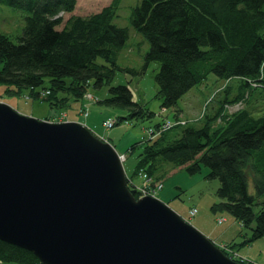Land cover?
Masks as SVG:
<instances>
[{"label": "trees", "instance_id": "obj_1", "mask_svg": "<svg viewBox=\"0 0 264 264\" xmlns=\"http://www.w3.org/2000/svg\"><path fill=\"white\" fill-rule=\"evenodd\" d=\"M120 3L111 0L99 11L81 15L72 13L77 0H0L27 13L15 41L0 33V84L11 95L27 89L51 110L64 111L90 93L93 102L127 110L113 125L151 117L153 112L134 98L128 83L111 84L118 70L138 73L116 63L129 36L127 27L114 23ZM130 22L149 43L143 70L159 63L155 96L160 106L175 109L173 124H155L143 142L133 175L143 171L153 181L167 165L190 173L205 165L206 177L219 181L221 201L210 210L230 214L250 231L242 244L264 237V113L256 115L260 110L248 104L255 89L264 90V0H140ZM210 73L238 84L225 87L213 109L192 122L181 120L178 100ZM46 78L49 84L43 86ZM90 88L107 92L101 98ZM238 103L237 110L227 111ZM86 106L80 113L87 116ZM250 180L254 193L248 191ZM224 245L228 250L220 249L226 255L252 264L233 256L234 243ZM8 263L41 264L31 251L0 239V264Z\"/></svg>", "mask_w": 264, "mask_h": 264}, {"label": "water", "instance_id": "obj_2", "mask_svg": "<svg viewBox=\"0 0 264 264\" xmlns=\"http://www.w3.org/2000/svg\"><path fill=\"white\" fill-rule=\"evenodd\" d=\"M84 124L0 102V239L41 264H241L155 196Z\"/></svg>", "mask_w": 264, "mask_h": 264}, {"label": "rangeland", "instance_id": "obj_3", "mask_svg": "<svg viewBox=\"0 0 264 264\" xmlns=\"http://www.w3.org/2000/svg\"><path fill=\"white\" fill-rule=\"evenodd\" d=\"M139 1L121 0L117 16L114 18L116 25L129 29L128 39L119 52L116 63L121 68L136 69L138 73L131 74L118 70L111 84L128 83L134 92V98L145 102L149 110L153 112L151 117L122 120L111 128H106V120L113 121L119 117H125L127 110L102 102H93L96 98L91 97L90 93L85 94L82 101H72L64 111L51 110L47 102L33 100L27 89H23L19 95H11L6 92V85L4 84H0V102L10 105L14 110L26 116L54 122L74 119L73 121L84 124L96 136L111 142L116 151L124 155L122 166L127 185L136 190V196L141 194L140 190L143 188L155 191L154 196L156 198L174 209L216 245L228 250L224 244L232 242L235 244L234 251L236 252L233 256L243 257L252 264H264V237L248 244H242L243 240L250 236V231L230 214L226 212L213 213L210 210L213 203L221 201L216 195L219 181L206 177L208 169L205 165H202L201 170L196 173H190L184 167L172 168L167 165L168 170L163 173L164 175L159 180L153 181L143 171L133 175L137 155L143 142L151 137V130L155 124L165 122L164 124L169 127L175 121V109H163L160 106L161 100L155 96L158 89L155 74L159 69V63L151 62L143 70V59L149 48V43L142 34L132 27L130 22L131 10ZM110 2L111 0H77L76 8L72 13L87 15L99 11ZM26 16L25 11L0 4V33L9 35L12 41H15L17 36L22 33ZM98 62L103 63L104 61L98 58ZM228 82L218 78L214 73L208 74L201 84L192 87L178 100L177 108L181 110L179 118L192 122L207 112L209 108L213 109L217 105L221 91L223 93L227 86L234 89L238 84L237 79ZM48 84L49 79H44L43 86H48ZM89 91L101 98L107 92L106 88L101 90L90 88ZM248 104L249 108L260 110L256 115L264 113V90L262 88L255 89ZM83 105H87V116L80 113ZM239 107H241L239 103L232 104L227 107V111L231 113ZM168 124L170 125L168 126ZM132 146L133 148L130 149ZM160 184L161 187H158ZM248 191L254 193L252 180L249 181ZM193 209H196L195 212Z\"/></svg>", "mask_w": 264, "mask_h": 264}, {"label": "built area", "instance_id": "obj_4", "mask_svg": "<svg viewBox=\"0 0 264 264\" xmlns=\"http://www.w3.org/2000/svg\"><path fill=\"white\" fill-rule=\"evenodd\" d=\"M113 126V121H107L105 123V127L106 128H110ZM158 187H161V184L158 186ZM141 194L139 196H144V195H154L155 194V191H152V190H147L145 188L141 189ZM152 192V193H151ZM196 209H193V211L195 212Z\"/></svg>", "mask_w": 264, "mask_h": 264}, {"label": "crops", "instance_id": "obj_5", "mask_svg": "<svg viewBox=\"0 0 264 264\" xmlns=\"http://www.w3.org/2000/svg\"><path fill=\"white\" fill-rule=\"evenodd\" d=\"M74 120V119H73ZM111 143V142H110ZM112 144V143H111ZM113 145V144H112ZM114 146V145H113Z\"/></svg>", "mask_w": 264, "mask_h": 264}]
</instances>
